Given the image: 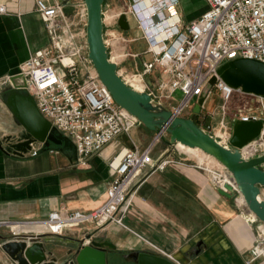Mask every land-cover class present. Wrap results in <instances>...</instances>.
<instances>
[{
  "label": "built area",
  "instance_id": "1",
  "mask_svg": "<svg viewBox=\"0 0 264 264\" xmlns=\"http://www.w3.org/2000/svg\"><path fill=\"white\" fill-rule=\"evenodd\" d=\"M35 1L50 44L20 65V80L26 85L21 90L29 92L41 115L57 132L72 141L78 160L85 163L101 154L117 138L130 134L140 123L116 104L88 58L87 11L83 0L75 4L77 22L66 15L59 0ZM131 1V13L148 43L145 56L150 60L140 62L138 69L140 56L129 54L137 66L136 72L124 76L119 70L122 78L134 88V84L141 86L140 91L151 95L175 116L185 118L189 112L186 118L195 120L201 115L194 113L198 98L209 81L217 77L207 100L217 94L222 103L206 111V100L201 111V127L229 147L236 122L259 121L263 125L260 135L241 151L246 157L262 154L264 97L229 86L218 71L237 59L264 64V0H204L208 10L189 24L183 22L177 0H168L167 4L163 2L167 0ZM113 18L104 12L105 29L114 25ZM78 36L83 40L82 53L76 50L75 38ZM106 43L114 61L110 42L106 40ZM114 55L116 59L121 57ZM81 62L86 65V72L80 67ZM178 95H181L180 99ZM210 118H218L216 125L207 123ZM156 138L155 142L160 140V137ZM37 143L30 144L29 155L32 157L40 153L39 147L35 146ZM152 152L153 145L144 150L135 145L124 152L118 163L111 164L113 178L107 199L99 208L53 211L46 220L34 224L46 228L42 234L54 236L89 226L102 229L110 223L124 225L131 194L142 181L144 172L147 169L164 170L174 162L163 158L164 154L155 161ZM202 154L204 161L197 166L215 175L212 180L216 187L224 189L226 184L232 185L225 181L232 175L211 156ZM212 161L217 163L216 167L209 169ZM256 221L257 239L250 262L264 258V223ZM16 224L29 223L0 221V229L13 228Z\"/></svg>",
  "mask_w": 264,
  "mask_h": 264
},
{
  "label": "crops",
  "instance_id": "2",
  "mask_svg": "<svg viewBox=\"0 0 264 264\" xmlns=\"http://www.w3.org/2000/svg\"><path fill=\"white\" fill-rule=\"evenodd\" d=\"M69 1L64 10L71 16L81 0ZM108 1L115 6V0H105L104 7ZM177 1L185 24L208 10L204 0ZM49 44L35 0H0V221L29 223L2 228L0 237L42 234L46 228L34 223L46 220L53 211L99 208L107 199L113 178L111 164L118 163L124 152L135 145L144 150L151 145L154 148L156 143L152 140L156 134L138 125L85 163L78 160L72 141L59 132L69 140L67 144L38 142L37 156H30L29 151L13 154L14 149L9 146L27 134L7 103L21 83L13 79L19 78L22 63ZM122 65V71L127 72L128 61L119 64V69ZM198 119L201 117L195 120ZM180 149L192 153L190 149ZM161 151L166 158L174 156V162L164 170L147 169L131 194L124 225L110 223L96 234L97 239L116 246L109 263L120 262L121 256V264H126L123 257L146 251L172 264H264V258L250 262L257 239V221L246 211L242 200L237 195L233 199L222 196L207 170L190 163V159L177 158L167 144ZM93 229L89 226L72 230L62 237L76 238L82 232L97 230ZM57 245L53 250L58 262L71 259L66 256L70 245ZM0 264H8L1 246Z\"/></svg>",
  "mask_w": 264,
  "mask_h": 264
},
{
  "label": "water",
  "instance_id": "3",
  "mask_svg": "<svg viewBox=\"0 0 264 264\" xmlns=\"http://www.w3.org/2000/svg\"><path fill=\"white\" fill-rule=\"evenodd\" d=\"M65 7L69 0L61 1ZM87 11L86 41L88 58L91 61L99 79L110 91L116 104L135 117L140 125L160 137L170 151L182 144L199 149L221 164L233 177V184H226L219 193L233 199L236 195L244 203V208L254 218L264 223V152L246 157L241 149L256 139L263 128L259 121L236 122L230 140V146L222 144L214 135L205 131L195 120L175 116L163 104L156 101L146 92L138 91L127 83L120 75L118 64L109 54L105 39L104 3L105 0H83ZM119 26L123 31L130 30L127 16L122 14ZM218 75L229 86L242 89L264 97V64L250 59H237L223 65ZM15 77L14 80H20ZM213 77L198 98L194 113L200 115L205 102L217 82ZM25 81L16 86V91L10 94L8 105L26 129L23 140L10 145L14 154L22 155L31 150V143L43 142L55 145L67 144L66 137L58 134L51 123L39 112L35 101L25 91ZM165 135H169L166 139ZM157 139V138H156ZM8 149V152H12ZM164 155L163 158H166ZM100 229L93 232H82L76 238H66L50 234L14 233L0 237L1 249L6 255L8 264H110V257L115 255L116 246L110 241L96 238ZM52 237H55L52 238ZM63 243L70 249L66 256L71 259L62 263L54 256V250ZM54 249V250H53ZM135 264H172L168 260L152 253L142 251ZM113 264H119L116 260Z\"/></svg>",
  "mask_w": 264,
  "mask_h": 264
},
{
  "label": "rangeland",
  "instance_id": "4",
  "mask_svg": "<svg viewBox=\"0 0 264 264\" xmlns=\"http://www.w3.org/2000/svg\"><path fill=\"white\" fill-rule=\"evenodd\" d=\"M111 2V1H110ZM108 1V3L105 5L104 7V12L106 14L107 17H114V25L109 26V28L105 29L106 31V35L105 38L106 40H108L110 42L112 51H113V59L115 62L117 63H124L125 61H128V65L129 67H126V65H124L127 68V72H121L123 73L122 75L124 76H128L129 74L135 73L136 72V68L137 66H135L134 62L132 59H130L129 54H138L140 56V59L137 60V63L139 65L140 62H142L143 60H150L149 56H145V52L146 49L148 47V43L146 41V39L143 36L142 31L138 28V23L137 21H135V19L133 18V14L131 13V4L132 1L131 0H126L127 4H125L124 0H115L114 1V5L113 6L112 3H110ZM75 12H73L71 14L72 19L74 20V22H77V17L75 16ZM122 15V14H127V16H129V22L131 25V28L129 31H123L120 26H119V18L120 16L118 15ZM109 20V19H108ZM112 20V19H110ZM109 20V21H110ZM79 30V29H77ZM115 33V36H114ZM75 45H76V50L81 51V46L83 44V40L81 38V36H78L75 38ZM82 53V51H81ZM116 54L118 57L121 56L119 59H116V56L114 55ZM119 54V55H118ZM80 67L83 69L84 72L87 71V67H85L86 65L84 64V62H81ZM141 66H138V69H140ZM119 70H123V65L120 67ZM127 78V77H126ZM135 86V85H134ZM137 86V85H136ZM26 92V91H25ZM28 95L29 92H26ZM181 95H178V98L180 99ZM8 103V101H7ZM222 103V101L220 100L219 96L217 94H214L213 96H211L208 100L207 103L205 105L206 111L207 109L213 110L215 108H217L220 104ZM234 103L231 104V106H233ZM189 112L186 113L185 118L189 117ZM217 119H213L210 118L207 120V123L212 124V125H216L217 123ZM212 122V123H211ZM166 139H169V135H165ZM156 135L153 137L152 140H155ZM166 147V143L163 140H159L156 141L155 146L153 148V157L154 160L157 161L160 159V157L163 155L162 152H159L162 148ZM174 154L176 155L177 158H184V159H190V163H193L195 165H198L200 163L203 162V154L201 152L199 153H187L184 150H181L179 147L175 148ZM172 159H175V157L173 156ZM202 159V160H201ZM216 162L212 161V164L210 165L209 169H211V167H216ZM205 167V166H204ZM211 175V177H214L215 175L209 173Z\"/></svg>",
  "mask_w": 264,
  "mask_h": 264
},
{
  "label": "bare ground",
  "instance_id": "5",
  "mask_svg": "<svg viewBox=\"0 0 264 264\" xmlns=\"http://www.w3.org/2000/svg\"><path fill=\"white\" fill-rule=\"evenodd\" d=\"M135 85V89L136 90H138V91H140L141 90V86H139V85H137L136 86V84H134ZM177 147H179V148H182V149H190V150H192V152H194V153H199V152H201V153H203L201 150H199V149H193V148H190V147H187V146H184V145H182V144H178V146ZM202 160V159H201ZM226 181V180H225ZM227 183H233V177H231V178H227ZM20 224H18V225H15V226H13V228H15L16 226H19ZM40 225H42V224H40ZM43 226V225H42ZM44 227V226H43Z\"/></svg>",
  "mask_w": 264,
  "mask_h": 264
},
{
  "label": "flooded vegetation",
  "instance_id": "6",
  "mask_svg": "<svg viewBox=\"0 0 264 264\" xmlns=\"http://www.w3.org/2000/svg\"><path fill=\"white\" fill-rule=\"evenodd\" d=\"M140 253H131L130 255H128V257H123L122 261L126 259V264H135V260L138 258V255ZM119 264H121V256H120V262Z\"/></svg>",
  "mask_w": 264,
  "mask_h": 264
},
{
  "label": "trees",
  "instance_id": "7",
  "mask_svg": "<svg viewBox=\"0 0 264 264\" xmlns=\"http://www.w3.org/2000/svg\"><path fill=\"white\" fill-rule=\"evenodd\" d=\"M203 115V113H201V115L200 116H198V117H201ZM195 122L201 127L202 125H201V120H195Z\"/></svg>",
  "mask_w": 264,
  "mask_h": 264
}]
</instances>
